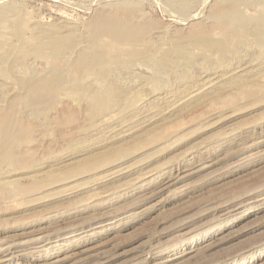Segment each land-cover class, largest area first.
<instances>
[{
	"label": "rangeland",
	"instance_id": "obj_1",
	"mask_svg": "<svg viewBox=\"0 0 264 264\" xmlns=\"http://www.w3.org/2000/svg\"><path fill=\"white\" fill-rule=\"evenodd\" d=\"M189 1L183 7L166 0H0V10L13 12L0 17V44L13 47L6 81L17 84L19 103L27 80L51 72L48 56L56 45L73 52L57 61L74 73L50 106H40L42 115L19 104L20 121L30 128L19 141L18 165L0 168L1 175L13 173L7 180L17 179L0 187V264H264V55L251 35L238 45L246 51L220 59L190 45L191 29L208 24L209 11L227 0ZM235 1L248 22L264 13V0ZM101 13L135 14L143 30L154 33L152 65L120 64L108 73L128 90L108 122L90 119L84 99V90L105 83L73 65L81 50L90 49ZM190 14L196 18L186 19ZM164 55L166 66L160 63ZM240 74L251 86L216 91L217 78ZM28 149L32 154L26 155ZM14 244L19 253L3 260L10 251L2 248Z\"/></svg>",
	"mask_w": 264,
	"mask_h": 264
},
{
	"label": "bare ground",
	"instance_id": "obj_2",
	"mask_svg": "<svg viewBox=\"0 0 264 264\" xmlns=\"http://www.w3.org/2000/svg\"><path fill=\"white\" fill-rule=\"evenodd\" d=\"M167 4L170 6H174L176 4H179L181 6H186L188 4L189 0H166ZM190 2V1H189ZM218 3V2H217ZM220 3V2H219ZM215 5V4H214ZM217 5V6H216ZM214 6V8L209 11V23L208 24H202V23H196V27L194 29H191L192 32L190 34V45L194 44V46H196V49L202 50L206 55H208L211 58H223L228 52L231 53H237L240 52V49H244L241 46H238L239 44L242 45L243 43V39L246 35H251L253 37H251V41H255L259 46H260V50L262 51L263 55H264V13L263 14H259L256 17V21L255 22H248L247 19H244L243 15L241 14V12L238 9V4L237 1L235 0H227L226 3L223 4H216ZM125 6V5H124ZM129 7V6H128ZM136 7V6H135ZM241 7V6H239ZM245 7V6H244ZM1 8V7H0ZM4 8V7H3ZM12 8V7H11ZM131 8V7H130ZM129 9V8H128ZM126 9V11L128 10ZM134 9V7H133ZM132 9V10H133ZM136 9V8H135ZM168 11L171 9H167ZM137 11V10H136ZM7 12H12V10L10 9V11H8V8L5 9H1L0 10V17L4 18L5 14H7ZM134 12V11H133ZM172 12V11H171ZM170 12V13H171ZM177 12V11H176ZM13 13V12H12ZM135 13V12H134ZM138 13V12H137ZM190 13V12H189ZM188 13V14H189ZM136 14V13H135ZM134 14V15H135ZM9 15V14H8ZM10 15H13L10 13ZM15 15V14H14ZM134 15L131 14V16L129 15H111L108 16L106 14L101 13L98 17L97 20L92 23H94L96 25V29L93 31L92 33V40H91V45H90V49H83L81 50V52H79L78 55H76L75 57L76 60H74L73 65L75 66V68L78 71H81L83 74H87L88 73H94L97 74L98 79L100 80V82L102 81L103 83H105V87L102 89H86L84 90L85 93H88L89 95H87L85 99L86 103H88V107H87V111L89 114L90 119H95L97 117H100L102 120L105 119V121H113L114 119V115L112 116V112L111 109L114 106H118L119 103L121 104L122 100H124V98L122 99V95L126 92L127 88H124L123 86L121 87L120 84H118L115 81V78L117 79L118 77H114L111 76V81L108 79L109 76V72H114L116 71V65H127L128 67H132L135 64H139V66L141 65V67L143 66H147L149 65L151 62L149 61V59H153L152 58V54L149 50L150 48V40L152 41V36L151 34H149L148 32L143 30V25L141 26V22L139 23L137 20V17H135ZM141 15V14H140ZM172 15V14H171ZM197 15V14H196ZM257 15V14H256ZM17 16V15H16ZM16 18V17H15ZM25 18V17H24ZM196 16L195 14H190L187 16L186 19L193 20L195 19ZM14 19V18H13ZM95 19V18H94ZM146 19V18H145ZM1 20V19H0ZM27 20V19H26ZM10 21V20H8ZM14 21V20H13ZM92 21V20H91ZM18 22V21H17ZM15 22V24L17 23ZM145 21L143 20L142 23H144ZM26 23V22H25ZM35 23V22H34ZM11 24V23H10ZM152 24V23H151ZM193 24H195L193 22ZM145 25V24H144ZM195 26V25H194ZM26 27V26H24ZM147 27V25L145 26ZM23 28V27H22ZM28 28V27H27ZM24 30V29H23ZM90 30V29H89ZM88 30V31H89ZM150 30V29H149ZM172 30V29H171ZM190 30V28H189ZM90 32V31H89ZM88 32V33H89ZM159 32V31H158ZM164 32V31H163ZM160 33V32H159ZM188 33V32H187ZM85 34V33H84ZM83 34V35H84ZM164 34V33H163ZM186 36V35H185ZM154 37V36H153ZM187 37V36H186ZM183 38V37H182ZM185 38V37H184ZM156 39V38H155ZM188 39V38H186ZM250 41V40H249ZM252 41V42H253ZM254 43V42H253ZM183 43H179L178 46L181 47ZM249 44V43H247ZM84 45V44H83ZM160 45V44H159ZM232 45L230 49L229 46ZM254 45V44H251ZM83 47V46H82ZM159 47V46H158ZM163 47V46H162ZM249 47V45H248ZM256 47V45L254 46ZM66 45H62V46H58L56 45L54 48V51H52L51 55L48 56V59L51 60V63L53 65V68L51 70V72L47 73L46 75H40V74H35L33 77H31L29 80L26 81V91H22V92H26L25 95L23 93L22 98H20V101L24 102L26 104V106H29V108H32V112L35 115H42L44 110L46 109H42V106H50V102L54 99V95L56 93V91L65 83H69V82H73L74 81V73L72 74H67L66 72H64L61 69V65L63 64H59V62L57 60H59L60 57H65V58H69L72 57L73 52L71 53V50L68 51L65 50ZM154 48V46H153ZM160 48V47H159ZM251 48V47H250ZM157 49V48H155ZM75 50V49H74ZM72 49V51H74ZM153 50V49H152ZM190 50V49H189ZM245 50V49H244ZM254 50V49H253ZM251 49V52L253 51ZM39 51V50H38ZM246 51V50H245ZM248 51V50H247ZM13 52V47L12 45H7V44H0V168L4 167L5 165H12L15 169V167L18 165L19 163V141H22V137L23 135L27 132V130H29V126L22 124L20 121V117L19 116V95H14L15 92H17V84H13V82L9 83L7 82V75H8V70L6 67L8 58L10 57V55ZM78 52V51H77ZM76 52V53H77ZM255 52V51H253ZM40 53V51L38 52ZM75 53V54H76ZM185 53V52H184ZM256 53V52H255ZM254 53V54H255ZM48 54V53H47ZM158 54V53H157ZM156 54V56H157ZM192 54V53H191ZM241 54V53H240ZM244 54V53H243ZM253 54V53H252ZM193 55V54H192ZM245 55V54H244ZM248 55H251V53ZM248 55H246L248 57ZM228 56V55H227ZM231 56V55H230ZM243 56V55H242ZM254 56V55H253ZM158 57V56H157ZM160 57V56H159ZM168 55H164L163 57H161L160 63L163 65H167L168 60H170L168 58ZM202 57V54H201ZM233 57V55L231 56ZM244 57V56H243ZM241 57V58H243ZM252 57V56H250ZM263 57V56H262ZM73 58V57H72ZM181 58V57H180ZM236 58V57H235ZM245 58V57H244ZM31 59V58H30ZM75 59V58H74ZM159 59V58H158ZM176 59V57H175ZM203 59V57H202ZM229 59V58H228ZM232 59V58H231ZM240 59V57H239ZM249 59V58H248ZM262 58H259V60ZM68 60V59H67ZM178 60V59H177ZM204 60V59H203ZM209 60V59H208ZM214 60V59H213ZM236 60V59H235ZM244 60V59H241ZM254 60V59H253ZM258 60V61H259ZM264 60V59H263ZM262 60V61H263ZM71 61V60H70ZM69 61V62H70ZM180 61V60H178ZM240 61V60H238ZM252 61V59H251ZM217 62V61H216ZM215 62V63H216ZM225 62V61H224ZM230 62V60H229ZM237 63V61H235ZM244 62V61H243ZM264 62V61H263ZM29 63V62H28ZM61 63V62H60ZM113 63V65H112ZM172 63V62H171ZM174 63V62H173ZM176 63V62H175ZM178 63V62H177ZM226 63V62H225ZM235 63V64H236ZM242 63V62H241ZM260 63V62H259ZM15 64V63H14ZM27 65V63H25ZM48 64V63H47ZM180 64V63H179ZM184 64V63H183ZM182 64V65H183ZM228 64V62H227ZM232 64V62H231ZM245 63H243L242 66H244ZM262 64V63H260ZM19 66V64H17ZM112 65V66H111ZM125 65V66H126ZM152 65V63H151ZM154 65V63H153ZM165 65V66H166ZM169 65V64H168ZM181 65V66H182ZM208 65V64H207ZM226 65V64H225ZM224 65V67L222 65H220L222 68H225L226 66ZM238 65V64H237ZM241 65V64H240ZM29 66V65H28ZM27 66V67H28ZM31 66V65H30ZM156 66V65H155ZM159 65H157L158 67ZM184 66V65H183ZM187 66V65H186ZM184 66V68L186 67ZM189 66V65H188ZM206 66V65H205ZM258 66V65H256ZM24 67V68H23ZM22 69H26L25 66H23ZM127 67V68H128ZM170 67V66H168ZM179 67V66H178ZM211 67V66H210ZM217 67V66H216ZM219 67V66H218ZM232 67V66H231ZM30 68V67H29ZM99 68V69H96ZM121 68V67H120ZM124 68V66H123ZM126 68V67H125ZM161 68V67H160ZM181 68V67H180ZM183 68V69H184ZM207 68V67H205ZM215 68V67H214ZM228 68V67H227ZM230 68V65H229ZM236 68H240V67H236ZM259 69V67H257ZM261 68V67H260ZM20 69V68H18ZM132 70V68H130ZM158 71L159 69L156 68ZM163 69V68H162ZM235 69V67L233 68ZM243 69V68H242ZM246 69V68H245ZM251 68H249V71ZM254 69V68H252ZM21 70V69H20ZM32 70V68H31ZM76 70V71H77ZM121 70V69H120ZM134 70V69H133ZM175 70V69H174ZM222 70V69H221ZM225 70V69H224ZM24 71V70H23ZM44 71V70H43ZM163 71V70H162ZM176 71H178L176 69ZM210 71V70H209ZM211 71H213L211 69ZM210 71V72H211ZM215 76L216 73L218 72L215 69ZM223 71V70H222ZM232 71V70H231ZM234 71V70H233ZM232 71V73H233ZM248 71V70H247ZM257 71V70H256ZM261 71V70H260ZM72 72V71H71ZM153 72V71H152ZM160 72V71H159ZM220 72V71H219ZM229 72V70H226V73ZM241 72V71H239ZM237 72V73H239ZM246 72V71H245ZM254 72V71H252ZM251 72V73H252ZM26 73L27 69H26ZM30 73V71H29ZM44 73V72H43ZM110 73V74H111ZM123 73V72H120ZM125 73V70H124ZM123 73V74H124ZM134 73V72H133ZM164 73V72H162ZM161 73V74H162ZM221 73V72H220ZM223 73V72H222ZM248 73V72H247ZM260 73V72H259ZM114 74V73H113ZM246 74V73H245ZM250 74V73H249ZM248 74V75H249ZM253 74V73H252ZM261 74V73H260ZM112 75V74H111ZM116 75V72H115ZM146 75V74H145ZM150 75V74H148ZM146 76V78H150L149 76ZM153 74H151L150 76H152ZM163 75V74H162ZM212 75V76H214ZM224 75V74H222ZM231 75V74H230ZM255 75V73L253 74V76ZM155 76V75H154ZM145 77V76H144ZM183 79L186 77V75H182ZM219 77V75H218ZM222 77V76H221ZM220 77V78H221ZM251 77V74H250ZM120 78V77H119ZM159 78V77H158ZM188 78V76H187ZM217 78V77H215ZM214 78V79H215ZM252 78V77H251ZM143 79V78H142ZM162 79L161 77L159 78V80ZM218 79V78H217ZM215 80V83H217L216 85V91H222L224 88L228 87V86H238L240 88H244L245 85L248 84V80L246 78V75L243 77V74L241 76V74L239 76H233L231 78H228L227 80H223L221 81L220 79ZM92 80V79H91ZM147 80V79H146ZM186 80V79H185ZM213 80V79H212ZM93 81V80H92ZM97 81V80H96ZM119 81V80H116ZM258 81V80H257ZM101 82V83H102ZM122 82V81H121ZM158 82V81H157ZM252 82V81H251ZM90 83V82H89ZM99 83V82H98ZM123 83V82H122ZM186 83V82H185ZM188 83V82H187ZM212 83V82H211ZM214 83V81H213ZM214 83V84H215ZM261 83V82H259ZM74 84V83H73ZM83 83L79 84L80 86H82ZM87 84V83H86ZM126 84V83H125ZM124 84V85H125ZM129 84V83H128ZM207 84V83H206ZM213 84V85H214ZM70 85V84H69ZM130 85V84H129ZM141 85V84H140ZM212 85V86H213ZM249 85V84H248ZM247 85V86H248ZM74 86V85H73ZM77 86V85H76ZM103 86V85H101ZM246 86V87H247ZM251 86V85H249ZM248 86V87H249ZM254 86V84H252V87ZM67 87V86H65ZM84 87V86H83ZM188 87V86H187ZM214 87V86H213ZM75 88V87H74ZM78 88V87H77ZM229 88V87H228ZM242 88V90H243ZM22 89V88H21ZM71 89V88H70ZM261 89V88H260ZM25 90V88H24ZM63 90V88H62ZM66 90V89H65ZM64 90V91H65ZM68 90V89H67ZM140 90V89H139ZM214 90V89H212ZM232 90V89H231ZM239 90V89H238ZM11 91L12 94L10 93ZM70 91V90H69ZM73 91V90H72ZM144 91V90H143ZM75 92V91H74ZM78 92V91H77ZM82 92V91H81ZM128 92V90H127ZM134 93V91H132ZM145 92V91H144ZM212 92V91H211ZM219 92V93H220ZM60 93V92H59ZM68 93V92H67ZM73 93V92H72ZM80 93V91H79ZM131 93V92H130ZM190 93V92H189ZM193 93V92H192ZM202 93V92H201ZM209 93V92H208ZM214 93V91H213ZM218 93V92H217ZM226 93V92H225ZM17 94V93H16ZM19 94V91H18ZM61 94V93H60ZM59 94V95H60ZM77 94V93H76ZM84 94V93H83ZM82 94V95H83ZM129 94V93H128ZM135 94V93H134ZM144 95V93H141ZM167 94V93H166ZM205 94V93H204ZM210 94V93H209ZM208 94V96H209ZM9 95H12V97H10ZM58 95V94H57ZM75 95V93L73 94ZM127 95V94H125ZM188 95V94H187ZM195 95V94H194ZM199 95V94H198ZM221 95V94H220ZM240 95V94H239ZM81 96V95H80ZM79 96V98H80ZM142 96V95H141ZM147 96V94H146ZM178 96V94H177ZM216 95H214L215 97ZM21 97V96H20ZM56 97V96H55ZM59 97V96H58ZM71 97V96H70ZM84 97V96H82ZM150 97V96H149ZM184 97V96H183ZM182 97V98H183ZM197 97V96H196ZM213 97V96H212ZM213 97V98H214ZM224 97V95H223ZM251 97V96H250ZM77 98V97H75ZM79 98H77L79 100ZM151 98V97H150ZM149 98V99H150ZM157 99L159 97H156ZM163 98V97H162ZM166 98V97H164ZM168 98V97H167ZM170 98V96H169ZM191 98V97H188ZM194 98V97H193ZM201 98V97H199ZM203 98V97H202ZM205 98V97H204ZM212 98V99H213ZM83 99V100H84ZM180 99V98H178ZM195 99V98H194ZM198 99V98H197ZM77 100V101H78ZM147 100V99H146ZM160 100V98H159ZM169 99L166 100V102ZM177 101V99H174ZM188 100V99H186ZM200 100V99H199ZM214 100V99H213ZM211 100V101H213ZM232 100V99H231ZM73 101V100H72ZM80 101V100H79ZM140 101V100H139ZM144 101V100H143ZM164 101V100H163ZM170 101V100H169ZM181 101V100H180ZM191 101V100H189ZM209 101V100H208ZM210 101V102H211ZM234 101V100H233ZM240 101V100H239ZM74 102V101H73ZM76 102V100H75ZM82 102V99H81ZM146 102V101H144ZM150 102V101H149ZM155 103V101H153ZM158 102V101H156ZM172 102V100H171ZM183 102V101H182ZM194 102V101H193ZM192 102V103H193ZM58 103V102H57ZM54 103V104H57ZM77 103V102H76ZM80 103V102H78ZM174 103V102H173ZM172 103V104H173ZM187 103V102H184ZM196 103V101H195ZM206 103V101H205ZM83 104V103H82ZM85 104V102H84ZM171 104V103H170ZM171 104V105H172ZM188 104V103H187ZM186 104V106H187ZM190 104V103H189ZM194 104V103H193ZM212 104V103H211ZM210 104V106H211ZM79 105V104H78ZM152 105V104H151ZM169 105V104H168ZM175 105V104H173ZM172 105V106H173ZM183 105V103H182ZM201 105V104H200ZM204 105V104H203ZM202 105V106H203ZM215 105V104H214ZM225 105V104H223ZM24 106V104H23ZM41 106V107H40ZM54 106V105H53ZM127 106V105H126ZM149 106V103H148ZM176 106V105H175ZM177 106H181L177 105ZM213 106V105H212ZM211 106V107H212ZM141 107V106H140ZM146 106H144L145 108ZM201 107V106H198ZM197 107V108H198ZM206 107V105H205ZM117 109V107H115ZM120 108V106H119ZM118 108V109H119ZM126 108V107H125ZM134 108V107H133ZM137 108V106H136ZM136 108L134 109L136 111ZM166 108H169L166 107ZM174 108V107H173ZM172 108V109H173ZM185 109V107H183ZM56 109V108H55ZM65 109V108H64ZM192 109V108H191ZM208 109V108H207ZM223 109V108H222ZM61 110V109H59ZM65 110H68L65 109ZM174 110V109H173ZM172 110V111H173ZM179 110H182V108ZM21 111V110H20ZM31 111V110H30ZM51 111V110H50ZM63 111V109L61 110ZM114 111V110H113ZM130 111V110H129ZM133 111V109H132ZM141 111V110H140ZM162 111V110H161ZM175 111V110H174ZM192 111V110H191ZM197 111V110H195ZM46 112V111H45ZM67 112V111H66ZM118 112V111H117ZM127 112V111H126ZM125 112V115H126ZM143 112V111H142ZM154 112V111H153ZM158 112V111H157ZM156 112V113H157ZM164 112V111H163ZM179 112V111H178ZM190 112V111H189ZM69 113V110H68ZM128 113V112H127ZM138 113V112H137ZM192 113V112H191ZM190 113V114H191ZM201 113V112H200ZM204 113V112H203ZM216 113V112H215ZM47 114L49 115V113L47 112ZM55 114V113H54ZM63 114V113H61ZM143 114V113H142ZM199 114V112H198ZM211 114V113H210ZM46 115L44 118L46 120V117L48 116ZM116 115V113H115ZM129 115V114H128ZM141 115V114H140ZM145 115V114H144ZM163 115V114H162ZM189 115V114H188ZM187 115V116H188ZM57 116V115H55ZM105 116H107L105 118ZM122 116V115H121ZM131 116V115H130ZM133 116V115H132ZM139 116V115H138ZM146 116V115H145ZM185 117V115H183ZM191 116V115H190ZM194 115H192L193 117ZM197 116V114L195 115ZM195 116L193 118H195ZM117 117V116H116ZM120 117V116H119ZM123 117V116H122ZM121 117V118H122ZM57 118V117H56ZM142 118V117H141ZM147 118V117H146ZM153 118V117H152ZM48 119V118H47ZM151 119V118H150ZM100 120V119H99ZM145 120V119H144ZM181 120V119H180ZM192 120V119H191ZM190 120V121H191ZM194 120V119H193ZM192 120V121H193ZM98 121V120H97ZM104 121V120H103ZM191 121V122H192ZM47 123H49V121H46ZM51 122V121H50ZM181 122V121H180ZM183 122V121H182ZM52 123V122H51ZM99 123V121H98ZM175 123V122H173ZM177 123V122H176ZM184 123V122H183ZM188 123V122H187ZM103 124V123H102ZM109 124V123H108ZM112 124V123H111ZM114 124V123H113ZM122 125V123L120 124ZM182 125V124H180ZM85 126V125H84ZM90 126V125H88ZM100 126V125H99ZM103 126V125H101ZM179 127V126H177ZM79 128V127H78ZM102 128V127H101ZM100 128V130H101ZM104 128V127H103ZM167 128V127H166ZM187 128V127H186ZM76 129V128H74ZM96 129V128H95ZM98 129V127H97ZM106 129V128H105ZM169 129V128H167ZM166 130V129H165ZM164 130V131H165ZM93 131V129H92ZM167 131V130H166ZM172 131V130H171ZM165 133V132H164ZM173 133V132H172ZM161 135V134H159ZM158 135V136H159ZM80 137V136H79ZM32 151L30 149L27 150L26 155H30ZM62 160V159H61ZM65 161V160H64ZM54 162V161H53ZM63 162V161H62ZM200 162V161H199ZM40 164V163H39ZM51 164V163H50ZM59 164V161H58ZM53 165V163L51 164ZM57 165V164H55ZM6 167V166H5ZM4 167V168H5ZM208 167V166H207ZM89 168V167H88ZM1 170V169H0ZM7 170V169H6ZM10 170V169H9ZM12 170V168H11ZM37 170V169H36ZM89 170V169H88ZM87 170V171H88ZM15 171V170H13ZM82 171V170H81ZM2 172V171H1ZM7 172V171H6ZM9 172V171H8ZM54 172V171H53ZM77 172V171H76ZM115 172V171H114ZM117 172V171H116ZM71 173V172H70ZM74 173V171L72 172ZM96 173V172H95ZM8 174V173H7ZM13 174V173H10ZM6 175V173L4 174H0V187L1 189H6L7 185L11 184V183H17V179L14 178L12 180H10L11 178H9V180H7V177H11V175ZM67 174V173H66ZM99 174V173H98ZM113 174V173H112ZM116 174V173H115ZM54 175V174H53ZM52 175V177H53ZM58 175V174H57ZM56 175V176H57ZM80 175V174H79ZM92 175V174H91ZM49 176V175H48ZM73 176V175H71ZM70 176V177H71ZM78 176V175H77ZM14 177V176H13ZM62 177H66V176H62ZM101 177V175H100ZM113 177V176H112ZM55 178V177H54ZM58 178V177H56ZM81 179V177H79ZM47 179V178H46ZM51 179V178H49ZM66 179V178H65ZM70 179V178H69ZM76 179V178H75ZM163 179V178H162ZM61 180V178H60ZM67 180V179H66ZM71 180V179H70ZM47 181V180H46ZM58 181V180H57ZM80 181V180H77ZM76 181V182H77ZM83 181V180H82ZM54 182V181H53ZM84 182V181H83ZM66 183V182H65ZM73 185V184H72ZM11 186V185H10ZM32 186V185H30ZM66 186V185H65ZM80 186V185H79ZM29 187V186H28ZM34 188V187H32ZM31 188V189H32ZM49 188V187H48ZM70 189V188H69ZM68 189V190H69ZM112 189V188H111ZM29 190V189H28ZM27 190V191H28ZM77 190V189H76ZM6 191V190H5ZM32 192V190H30ZM29 191V192H30ZM7 192V191H6ZM9 192V191H8ZM30 192V193H31ZM66 192V191H65ZM116 193V192H115ZM10 194V193H9ZM34 194V193H33ZM71 194V193H70ZM103 194V193H102ZM34 196V195H32ZM111 198V197H110ZM101 199V198H100ZM118 202V201H117ZM111 204V203H110ZM111 208V207H110ZM116 210V209H115ZM99 215V214H98ZM105 215V214H104ZM111 220V219H110ZM113 221V219L109 222L111 223ZM101 222V221H100ZM108 222V221H107ZM106 223V222H105ZM104 223V224H105ZM115 223V222H114ZM95 224V223H94ZM100 224V223H99ZM98 225V224H97ZM94 226V225H93ZM107 227V226H106ZM87 230V229H86ZM8 243V242H7ZM19 244V243H18ZM12 246V247H11ZM17 246V245H16ZM15 244L14 245H9V247H4L2 248V251H10L9 253L3 255L5 261H9L12 260L11 259V255L15 252L19 253V248H16ZM1 251V250H0ZM3 251V252H4ZM5 253V252H4ZM23 264V263H22ZM48 264H54L53 262L48 263Z\"/></svg>",
	"mask_w": 264,
	"mask_h": 264
}]
</instances>
